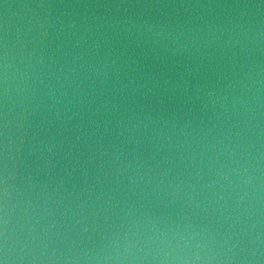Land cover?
<instances>
[{
    "label": "water",
    "instance_id": "water-1",
    "mask_svg": "<svg viewBox=\"0 0 264 264\" xmlns=\"http://www.w3.org/2000/svg\"><path fill=\"white\" fill-rule=\"evenodd\" d=\"M0 264H264V0H0Z\"/></svg>",
    "mask_w": 264,
    "mask_h": 264
}]
</instances>
